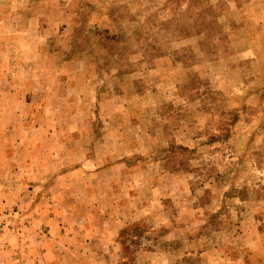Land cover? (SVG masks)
Wrapping results in <instances>:
<instances>
[{"label": "rangeland", "instance_id": "1", "mask_svg": "<svg viewBox=\"0 0 264 264\" xmlns=\"http://www.w3.org/2000/svg\"><path fill=\"white\" fill-rule=\"evenodd\" d=\"M0 264H264V0H0Z\"/></svg>", "mask_w": 264, "mask_h": 264}]
</instances>
